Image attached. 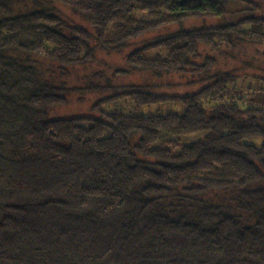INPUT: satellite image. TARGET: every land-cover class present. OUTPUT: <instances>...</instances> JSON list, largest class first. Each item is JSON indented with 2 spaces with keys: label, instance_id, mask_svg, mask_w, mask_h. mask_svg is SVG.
Instances as JSON below:
<instances>
[{
  "label": "trees",
  "instance_id": "obj_1",
  "mask_svg": "<svg viewBox=\"0 0 264 264\" xmlns=\"http://www.w3.org/2000/svg\"><path fill=\"white\" fill-rule=\"evenodd\" d=\"M232 1L0 0V264H264V57L235 54L264 45V13ZM101 52L126 65L71 84ZM247 70L252 97L235 86ZM86 91L92 114L50 116ZM126 98L180 109L105 108ZM161 129L210 133L174 154L152 146Z\"/></svg>",
  "mask_w": 264,
  "mask_h": 264
},
{
  "label": "rangeland",
  "instance_id": "obj_2",
  "mask_svg": "<svg viewBox=\"0 0 264 264\" xmlns=\"http://www.w3.org/2000/svg\"><path fill=\"white\" fill-rule=\"evenodd\" d=\"M258 1L262 6H263V13H264V0H256ZM248 0H238V1H232L228 3V8L229 9H237V10H243L244 8L247 7ZM159 14H154L150 11H136L133 14V17L137 21H142V22H156L159 20H165V19H170L174 16L180 15V12H170V11H160L157 12ZM240 14V13H239ZM236 16V14L233 13V15H227L226 17H220L216 19H191L188 20L185 25L187 27H201L205 25H214L216 23L224 22V20H234L239 17ZM225 18V19H224ZM85 24V22H84ZM178 28V24H170L169 26H165L157 33H151L150 35H157L161 33H166L172 30H175ZM247 29L250 27L247 26ZM116 24H112L109 29V35H113L116 32ZM54 48V46H51ZM263 51H264V45H254V44H245L241 47H239L238 50H236L235 54L238 56L239 59L249 61L252 64H258L261 63L263 60ZM123 53H114L111 55H108L104 52L99 53V60L95 63H92L87 66H79L76 67L73 71V74L71 77H69V81L71 84H79L82 85L83 81L81 80V76L84 74H90L94 71L97 70H105L106 72H110L112 67H117V66H125V60ZM167 51L165 49H154L145 54L146 57L148 58H157L160 56H166ZM241 61H238V64L240 65ZM255 65V66H256ZM257 67V66H256ZM247 70L244 72V77L239 79L236 83L235 86L239 87L240 89H243L244 91V96L245 97H252L254 96V93L250 90L251 86H258L259 81L257 78H254ZM251 72V71H250ZM254 72V71H252ZM147 73L139 72L135 76H132L130 78L123 79V81H143L149 76L146 77ZM81 77V78H80ZM255 87V88H256ZM165 91L169 92H174L176 90L173 89H166ZM100 94L94 93V92H89L86 91L84 94L81 93H76L70 96L71 102L67 104L66 106H60L55 108L50 116L51 117H72L75 115H90L92 114L91 112V104L94 100H96ZM259 97H257V100ZM230 99H208L206 101L207 105H212V104H220L225 101H229ZM105 108L108 110H120L125 113H132V114H148L150 112H154L157 109H163L165 111L169 110H179L180 105L174 104V103H165V104H160V105H153V106H139L135 101L132 99H122L115 101L113 103L105 105ZM209 130H201V131H196L192 133H176V132H171L168 130L161 129L160 130V136L159 139L152 145L153 147L156 148H167L170 149L174 154H178L182 151V149L199 140L204 138L207 134H209Z\"/></svg>",
  "mask_w": 264,
  "mask_h": 264
}]
</instances>
